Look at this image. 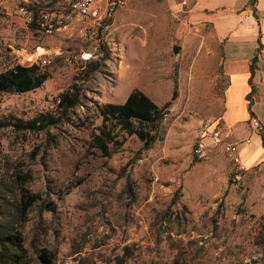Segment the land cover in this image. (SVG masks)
Here are the masks:
<instances>
[{
	"label": "rangeland",
	"instance_id": "obj_1",
	"mask_svg": "<svg viewBox=\"0 0 264 264\" xmlns=\"http://www.w3.org/2000/svg\"><path fill=\"white\" fill-rule=\"evenodd\" d=\"M70 1L0 0V72L50 59L41 87L0 92V119L60 118L42 130L0 128V219L19 225L22 188L41 197L22 229L30 260L39 264L46 249L54 264H264V152L257 159L256 144L241 143L249 166L234 176L223 145L251 134L252 112L244 117L240 105L235 121L224 116L229 80L211 26L193 20L183 0H131L97 44L79 35ZM22 5L62 22L44 34L25 23ZM39 46L47 53L23 58ZM83 50L90 60H80ZM135 88L160 106L171 101L158 139L147 148L117 129L105 154L94 144L98 107L124 103ZM71 89L80 104L63 113L58 99ZM217 121L220 139L207 135L200 159L203 126Z\"/></svg>",
	"mask_w": 264,
	"mask_h": 264
},
{
	"label": "trees",
	"instance_id": "obj_2",
	"mask_svg": "<svg viewBox=\"0 0 264 264\" xmlns=\"http://www.w3.org/2000/svg\"><path fill=\"white\" fill-rule=\"evenodd\" d=\"M34 26V24H31ZM257 56L253 58L251 64V76L249 83L254 91L253 77L256 68ZM37 63L23 65L16 63L11 68L0 72V92L24 93L41 87L49 78V74L41 70ZM175 98V93L172 99ZM80 90H69L59 96L58 107L67 113L70 108L80 104ZM249 102V109L251 108ZM171 101L160 106L142 90L135 88L129 94L124 103H104L99 105V113L102 116V125L99 127V133L94 136V144L105 154H108L109 143L117 142L118 131L126 132L129 135H136L145 146L151 147L158 139V128L162 123ZM253 114V111H251ZM60 121L59 117L53 115L41 114L28 121L11 122L0 119V128L10 125L19 129L42 130L49 125H56ZM264 142V139H263ZM0 190L1 187L0 181ZM1 197V195H0ZM41 199L38 193L30 191L28 188L21 189V198L18 204L19 225H13L14 222H6L0 219V264H35L28 256V249L23 237V227L28 221L27 214L37 202ZM0 201V207H2ZM48 210L52 209L49 207ZM39 264H54V260L46 249H42L37 255Z\"/></svg>",
	"mask_w": 264,
	"mask_h": 264
},
{
	"label": "crops",
	"instance_id": "obj_3",
	"mask_svg": "<svg viewBox=\"0 0 264 264\" xmlns=\"http://www.w3.org/2000/svg\"><path fill=\"white\" fill-rule=\"evenodd\" d=\"M185 1L192 19L208 23L221 47L222 71L229 80L225 90L227 109L224 116L228 121H235L241 111L238 108L241 105L245 109L244 117L248 118L251 111L260 110L264 104V0ZM255 56L257 61L253 77L254 91L250 94L254 98L253 101L248 100L247 95L252 90L249 78ZM250 101L252 102L249 109ZM237 109L238 112L234 113ZM261 140L257 135L251 144H256L253 153H257V159L264 152ZM241 152L242 160L248 167L250 158L245 150ZM262 156L264 157V153Z\"/></svg>",
	"mask_w": 264,
	"mask_h": 264
},
{
	"label": "built area",
	"instance_id": "obj_4",
	"mask_svg": "<svg viewBox=\"0 0 264 264\" xmlns=\"http://www.w3.org/2000/svg\"><path fill=\"white\" fill-rule=\"evenodd\" d=\"M131 0H71L69 4L70 12H72L82 22L77 30L83 38L93 37L97 44L101 41L100 32L107 24L115 17L120 9L125 8ZM186 4V1H182ZM19 13L22 15L27 25L34 24L35 28L44 33L52 34L57 24H61V20H56L52 13L47 10H33L25 5L20 6ZM92 52L83 50L79 58L82 61L90 60ZM75 58H69V62H74ZM50 63V59L40 56V61L37 64L40 67ZM59 102V99H58ZM167 115V114H166ZM251 134L243 141L225 142L224 150L230 155L231 161L235 166V177H239L241 173L248 169L247 165L242 163V152L240 144L244 143L247 146L252 144V135L257 134L264 139V111L260 117L256 112H253L249 118ZM211 124L205 123L202 130L201 141L196 145L194 153L200 159L205 158L207 154L208 144L204 141L207 135L214 139H220L221 132L219 121Z\"/></svg>",
	"mask_w": 264,
	"mask_h": 264
},
{
	"label": "bare ground",
	"instance_id": "obj_5",
	"mask_svg": "<svg viewBox=\"0 0 264 264\" xmlns=\"http://www.w3.org/2000/svg\"><path fill=\"white\" fill-rule=\"evenodd\" d=\"M45 53H47V50H46L44 47L39 46V47L37 48V50H36L34 53L23 52L22 54H23V58H24L25 60H33V59H35L36 57H39L40 55H43V54H45ZM238 110H239V109H237V110H235V111H233V112H234V113H237Z\"/></svg>",
	"mask_w": 264,
	"mask_h": 264
},
{
	"label": "water",
	"instance_id": "obj_6",
	"mask_svg": "<svg viewBox=\"0 0 264 264\" xmlns=\"http://www.w3.org/2000/svg\"><path fill=\"white\" fill-rule=\"evenodd\" d=\"M179 50H180V47H179L178 45H175V46L173 47V51H174L175 53H178Z\"/></svg>",
	"mask_w": 264,
	"mask_h": 264
}]
</instances>
